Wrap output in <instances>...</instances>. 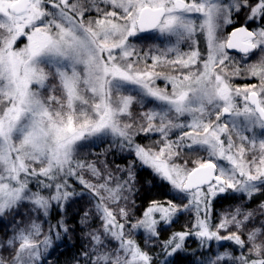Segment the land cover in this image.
<instances>
[{
    "label": "snow or ice",
    "instance_id": "6c2138e0",
    "mask_svg": "<svg viewBox=\"0 0 264 264\" xmlns=\"http://www.w3.org/2000/svg\"><path fill=\"white\" fill-rule=\"evenodd\" d=\"M242 12L246 23L220 36ZM143 33L167 43L141 57L131 39ZM257 51L259 58L248 62ZM234 77L257 83L234 86ZM160 79L170 91L157 86ZM134 105L141 106L138 117ZM140 133L159 140L142 146L135 143ZM108 136L135 157L127 168L118 166L122 179L77 159L80 149ZM185 152L206 155L189 166L187 159L177 162ZM137 162L170 186L173 199L152 201L130 222ZM229 192L247 200L264 193V0H0V217L21 207L34 215L24 226L14 219L12 235L0 241V264H41L53 233L59 240L72 230L62 216L47 233L38 221L85 194L95 216L86 210L79 223L86 228L95 218L100 227L84 232L83 264H154L133 236L142 231L151 243L159 225L193 211L191 228L161 242L166 257L194 236L201 247L229 241L240 249L215 253L206 264H264V200L212 223L213 200Z\"/></svg>",
    "mask_w": 264,
    "mask_h": 264
},
{
    "label": "trees",
    "instance_id": "16d2710c",
    "mask_svg": "<svg viewBox=\"0 0 264 264\" xmlns=\"http://www.w3.org/2000/svg\"><path fill=\"white\" fill-rule=\"evenodd\" d=\"M236 25V23L229 25L227 30ZM152 34L153 33L140 34L139 39L151 41L150 37ZM98 151H103L98 153L100 157L102 155L104 158L98 165L101 171H106L105 165H107V169L118 173V166L120 168L128 167L129 161L133 158V153H130L127 150L122 151L116 147H105L104 142L100 144ZM197 154L200 153L185 152V158H190L189 161H191L193 156ZM95 157L98 158L97 154ZM183 160L184 158L182 161ZM134 171L136 174V190L129 196V200L127 202V208L130 212V222H135L137 219H139L142 215V212H144V210L150 205L152 201H158L160 203L166 204L167 200L173 199V193L170 186L167 185L166 182H161L159 178L154 177L150 169L141 167L137 162V166ZM86 178L93 179L90 175H86ZM93 182H95L94 179ZM75 190L77 192H86V190H84L80 184ZM262 200H264V195L262 193H258L252 200L242 199L238 194H233L231 192L221 194L213 200L212 217H216L221 212H229L240 205H243L246 210L254 209ZM179 201V199H175L173 202L179 204ZM110 206L118 210V207L125 206V203L124 201H121L119 206ZM89 209H92V215L94 217L95 210L87 194H85L83 197H74L66 204L63 212H61L55 206L53 207L49 216L45 218L47 232L49 224H56L61 216L65 220L69 229L72 231H70L68 234L61 232V238L59 240L55 239V233H53V246L48 250L47 253L44 254L41 264H76L77 260H80L81 264H83V257L80 254L85 251L89 245V241L84 236V232L100 227L99 220L95 218L90 220L89 225L86 228L80 225V217L86 210ZM32 218H34V215H27L26 209L24 207H21L19 214L6 213L4 216L0 217V241L5 240L12 235L14 219L16 221L22 220L21 226H24L25 224L29 223ZM213 219L215 224V220H217V218ZM192 221L193 216L191 212H184L179 214L175 218V222L170 226H165L163 224L159 225V238L154 239L153 242L146 244L145 237L141 232L136 234L134 237L136 238L140 247L153 257L154 264H165L166 260H171L172 264H206L208 258L213 256V254H215L218 249L222 252L226 250L233 252V255L239 254L240 249H237L230 243L226 242L223 243V247L220 246L221 243H209L208 246L199 247V241L194 236H191L186 238L184 248L181 252L177 253L174 257H166L163 253L161 242L167 240L174 232L186 230V226L187 228L191 227ZM38 223H40V221H38ZM44 229L46 230L45 226L43 227V231H45ZM244 238H246V236ZM111 246L115 247L116 243L113 241Z\"/></svg>",
    "mask_w": 264,
    "mask_h": 264
},
{
    "label": "rangeland",
    "instance_id": "374dc122",
    "mask_svg": "<svg viewBox=\"0 0 264 264\" xmlns=\"http://www.w3.org/2000/svg\"><path fill=\"white\" fill-rule=\"evenodd\" d=\"M236 23L237 25L238 24H245L246 23V18H245V14L242 12L240 14H233L232 16V23L231 24H234ZM252 28L256 27L257 25L255 23H252V22H247ZM231 24H227V25H223L220 32H219V35L226 38L227 37V26L231 25ZM140 37V36H139ZM139 37L137 38H132L131 39V43L133 45H135L136 47V50H137V53L139 56H144L145 53H148L150 50L152 52L155 51V49L157 47L159 48H163L167 41L163 38V37H160L158 34H155L153 33L150 37V40L151 41H148V40H140ZM201 43H200V48L202 50V52H205L206 51V46L203 42V37L200 36L199 37ZM26 42V39H23L21 40V42L18 44L19 47H22L23 46V43ZM181 50L182 51H187L188 50V45L187 44H182L181 46ZM259 52L257 51L254 55H252V57L250 56L248 62H254L255 60H257L259 58ZM233 56L236 60H242V57L240 56H236V55H231ZM135 59V56L133 57ZM148 63H151V61L149 60ZM141 68L144 66L143 65V62H141V64L139 65ZM162 71H169L167 68H164V69H161ZM232 83L234 86H239V87H242L244 85H247V84H252V83H257V81L252 78V79H249V78H245V77H234L232 79ZM156 84L157 86L161 87V88H167L169 91L171 90V85L170 84H167L166 81H164L163 79H160V80H157L156 81ZM238 102H240L242 104V100H240L238 98ZM155 104V102H150L146 105V107H153ZM146 110V108H145ZM133 114L134 116L138 117L139 116V113L141 111V106L140 105H134L133 106ZM182 120L185 119V118H181ZM179 135V132L176 131L174 134L171 135V138L172 139H176V136ZM159 140V135L158 134H150V135H145L143 133H140L136 138H135V143L137 144H140L142 146H152L154 145V142ZM104 142V146L105 147H116L117 149H120L118 147V143L119 141L116 140L115 143H114V138L112 136H108V137H105L103 138L102 141L100 140H96L95 142H90V146L88 147H84L82 149L79 150L78 152V155H77V159H83V160H87L89 162H92L94 163L97 167L98 165L100 164V162H102V160L104 159L103 156L101 155V157L98 155V153L100 152H103V151H98L99 148H100V144ZM121 150V149H120ZM97 154L98 158L95 157V155ZM197 155H206V153H200V154H197ZM197 155H194L193 156V159L196 158ZM184 158L187 159L188 161L190 160V158H185V153L182 154V156L180 157V159L177 161L178 163H183L182 159ZM135 157H134V154H133V158L132 160H134ZM189 166H191V161H189ZM221 163H225L226 162H221ZM100 169V167H98ZM121 168H127V167H121ZM101 170V169H100ZM106 171H111L113 176L114 177H119V178H124L126 176V173H121V172H118V173H115L114 171L110 170V169H107ZM106 171H102L106 174ZM115 181V180H114ZM113 181V186L115 184V182ZM69 183L76 189L79 185V183L74 179V178H70L69 179ZM264 195V193H262ZM181 203V201H179ZM186 202V201H185ZM146 210V209H145ZM144 210V211H145ZM227 212H221L219 213L216 217H212V223L214 225V219L213 218H217L216 223L219 221L220 217L225 214ZM192 216H193V221L192 223L194 222L195 220V213L194 211L191 212ZM142 215H143V212H142ZM141 215V217H142ZM140 217V218H141ZM158 215H157V219H158ZM99 220V219H98ZM42 228L45 226L46 230L44 231V233H47V227H46V221H45V218H42L41 220H39ZM100 222V221H99ZM191 228V227H189ZM234 230V229H233ZM185 231V230H183ZM141 233L143 234V232L141 231ZM221 235H227V232H221ZM135 236V235H134ZM133 236V239L136 240V238ZM244 238V237H243ZM40 239H43V236L40 237ZM137 242V240H136ZM230 243L229 241H221V242H216V241H211V242H208L209 243H214V244H223V243ZM232 246H234L235 248H237L235 245L231 244ZM200 242H199V247H200ZM239 249V248H237ZM246 251V250H245ZM219 252H222L221 250H217L216 253H219Z\"/></svg>",
    "mask_w": 264,
    "mask_h": 264
},
{
    "label": "flooded vegetation",
    "instance_id": "af4514ba",
    "mask_svg": "<svg viewBox=\"0 0 264 264\" xmlns=\"http://www.w3.org/2000/svg\"><path fill=\"white\" fill-rule=\"evenodd\" d=\"M238 25H241V24H238ZM238 25H236V26H238ZM236 26H234V27H236ZM247 26L249 27V29H252V27H251L248 23H247ZM227 27H228V26H227ZM234 27L229 28V29L227 30V36H228L230 30L233 29ZM226 29H227V28H226ZM229 54H230V55H236V56H240V57H241V54H235V53H230V52H229Z\"/></svg>",
    "mask_w": 264,
    "mask_h": 264
},
{
    "label": "water",
    "instance_id": "95a60500",
    "mask_svg": "<svg viewBox=\"0 0 264 264\" xmlns=\"http://www.w3.org/2000/svg\"><path fill=\"white\" fill-rule=\"evenodd\" d=\"M241 25H244V24H241ZM241 25H238V26H236V27H234L233 29H231L230 30V32H229V34L235 29V28H238V27H240ZM228 34V35H229ZM230 53H235V54H239L238 52H236L235 50H228Z\"/></svg>",
    "mask_w": 264,
    "mask_h": 264
}]
</instances>
